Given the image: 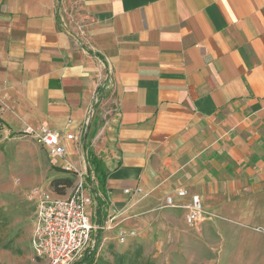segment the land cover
<instances>
[{
  "label": "crops",
  "instance_id": "crops-1",
  "mask_svg": "<svg viewBox=\"0 0 264 264\" xmlns=\"http://www.w3.org/2000/svg\"><path fill=\"white\" fill-rule=\"evenodd\" d=\"M25 127L74 137L51 158L86 176L92 246L194 264L241 240L264 264V0H0V133Z\"/></svg>",
  "mask_w": 264,
  "mask_h": 264
},
{
  "label": "rangeland",
  "instance_id": "rangeland-1",
  "mask_svg": "<svg viewBox=\"0 0 264 264\" xmlns=\"http://www.w3.org/2000/svg\"><path fill=\"white\" fill-rule=\"evenodd\" d=\"M57 170L61 169L55 165L53 158L32 138L21 132L0 133V264H38L39 260L34 256L30 245L37 194L51 192L67 196L79 181L87 180L85 175L80 176L77 172L62 169L65 171L63 173ZM59 178H72L71 187L58 184L54 190L52 183ZM84 187L86 190L87 186ZM86 210L92 211V205H88ZM262 229L264 228H254L260 233H263ZM210 237L211 241L216 238L212 234ZM93 240L92 237L89 248H97V264L101 260H111L110 251L122 253L136 246L130 245L129 249H126L125 243L119 242L118 246L102 245L101 242L92 246ZM229 247L231 249H228ZM225 248L209 246L206 257L199 255L198 259H194V264L257 263L254 259L258 251L255 252L253 246H245L241 240L237 250L233 251L232 246ZM152 263L155 264L153 260Z\"/></svg>",
  "mask_w": 264,
  "mask_h": 264
},
{
  "label": "built area",
  "instance_id": "built-area-1",
  "mask_svg": "<svg viewBox=\"0 0 264 264\" xmlns=\"http://www.w3.org/2000/svg\"><path fill=\"white\" fill-rule=\"evenodd\" d=\"M21 133L40 144L50 157L65 155L62 138L74 139L72 135L63 137L57 131L45 127H25ZM64 170L79 173L69 165ZM84 186L85 182L79 181L67 196L51 192L37 194L30 245L34 256L43 260L44 264H73L89 248L91 233L101 229V226L92 224L87 214L86 207L92 203V197ZM140 191L137 189V192ZM174 194L178 198L189 197V202L184 206H177L173 194H170L164 199V207L184 208L186 224H194L202 218L204 211L197 194H190L185 189H179ZM262 232L264 233V229ZM134 235L133 232L119 231L117 241L125 243L128 237Z\"/></svg>",
  "mask_w": 264,
  "mask_h": 264
},
{
  "label": "trees",
  "instance_id": "trees-1",
  "mask_svg": "<svg viewBox=\"0 0 264 264\" xmlns=\"http://www.w3.org/2000/svg\"><path fill=\"white\" fill-rule=\"evenodd\" d=\"M89 167L87 172L88 174L93 171L95 177L99 180V184L101 187H103L105 176L102 167L101 162L98 160L94 155H90L88 157ZM63 171V170H62ZM65 172V171H63ZM72 178H64V179H56L53 181L52 185L54 190H56L58 184H65L66 187H71L72 185ZM58 195V194H56ZM96 250L97 248H88L84 254L76 260L73 264H97V260L95 258L96 256ZM110 254L112 256L111 260H101L98 264H153L152 260L145 258L143 254V248L142 246H134L131 250H128L126 252H114L110 251Z\"/></svg>",
  "mask_w": 264,
  "mask_h": 264
}]
</instances>
